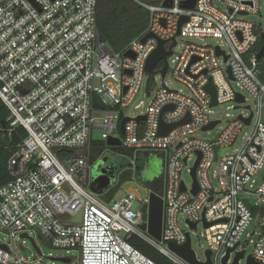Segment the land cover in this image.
<instances>
[{"label": "built area", "instance_id": "2783aa9c", "mask_svg": "<svg viewBox=\"0 0 264 264\" xmlns=\"http://www.w3.org/2000/svg\"><path fill=\"white\" fill-rule=\"evenodd\" d=\"M163 1L147 7L145 31L122 51L113 52L96 32V0H0V145L24 131L7 161L10 179L0 184V231L10 238L0 243L6 248L0 247V264L41 261L25 259L14 243L17 234L33 229L54 248L77 249V264H157L130 243L132 237L172 264H188L167 248L168 242L181 245L187 234L190 237L180 228L179 215L189 228L195 224L190 230L203 226L207 247L202 260L193 251L198 262L206 263L210 251V264H222L226 255L225 264H233L240 252L243 258L237 264H246L248 257L264 264V81L258 77L264 54L257 58L264 33L244 20L258 13L259 0H218L223 11L213 0H197L192 10L180 7L188 0H168L169 7L162 6ZM182 16L187 21L175 36ZM147 34L153 37L142 42ZM174 36L175 46L178 37L219 39L222 45L187 44L179 54L173 46L166 75L170 73L187 94L162 83L144 113L124 116L148 75L146 62L158 40L166 41L168 51ZM162 66L161 61L148 76L160 75ZM209 82L216 105L245 104L249 113L203 139L195 136L221 124L210 117L212 98L205 90ZM232 83L251 97L252 104H246V96L234 91ZM94 98L102 109L93 105ZM166 107L171 108L162 112ZM140 116L145 119L137 121ZM186 117L189 120L180 123ZM123 119L127 120L121 134ZM160 121L180 124L160 135ZM212 122H217L212 129L203 130ZM244 126H250L249 133L240 148L229 153ZM95 133L104 142L119 139L120 146L107 148L120 149L116 152L129 156L132 164L101 193L90 189L91 166L105 152L90 161ZM142 154L162 158L160 193L149 188L140 198L129 190L106 201L115 187L120 189L122 173L130 174L124 183L136 177V157ZM215 163L218 187L208 177ZM194 167L198 191L192 194ZM185 168L190 186L181 179ZM152 193L163 203L159 242L141 229V208L148 207ZM79 212L81 221L71 223ZM251 223L252 234L243 243Z\"/></svg>", "mask_w": 264, "mask_h": 264}, {"label": "rangeland", "instance_id": "374dc122", "mask_svg": "<svg viewBox=\"0 0 264 264\" xmlns=\"http://www.w3.org/2000/svg\"><path fill=\"white\" fill-rule=\"evenodd\" d=\"M214 6H216L220 10H224L225 7L219 4L218 0H213ZM245 21L251 22L254 25H257L259 29L264 33V0H259V11L255 15H248L244 18ZM187 44H196V45H208V46H217L222 45V42L219 39H212V38H204V39H194V38H177V46L174 47V53L179 54L182 52L183 48ZM176 55L169 58V63L172 65L171 61L175 58ZM162 83H165L168 88L176 89L184 94H187L186 88L177 82L172 75L169 73L163 79L160 75H154L150 77L148 75H144L142 80V85L140 88L139 93L137 94L136 98L134 99L133 103L126 108L124 111V116H137L146 111V108L154 95L157 88H159ZM231 87L234 91L242 93L247 98L246 104H252L251 97L243 90H241L236 83H232ZM137 107V108H136ZM245 104H236L234 102H229L221 105H216L210 109V117L212 119L221 120V124H219L214 130L210 132L198 133L195 137L197 138H210L213 137L216 133L221 131L228 122L235 120L239 114L247 115L249 112L244 109ZM262 121L264 123V111L262 113ZM250 126H244L241 129V132L238 134L234 144L230 147L229 153H233L235 150L239 149L243 138L249 133ZM94 139L99 142H104L100 139L98 133L94 134ZM105 144V142H104ZM102 159L105 160L106 166H111L112 171H108L110 175L117 177L119 172L126 171L127 169L132 167L131 158L126 155H121V153L116 152L115 150L112 152L111 149L105 148L104 155ZM101 159V160H102ZM96 163H93L90 170V177L92 178L93 175L96 173L95 166ZM192 161L189 162V165H192ZM218 165L212 164L208 177L211 184L214 187H218L217 181L214 177V174L217 170ZM135 169L137 176L134 177L130 182L124 183L121 185L119 191L117 192V196L121 192H126L129 190L134 191L140 198L145 197L148 194V189H152L148 183H153L154 181L159 182V178L162 174V158L158 155H146L142 154L141 156L136 157ZM181 179L187 186L191 185V177L187 170L181 174ZM90 188L92 191L94 190L93 186L91 185ZM254 203L255 199H251ZM178 223L182 230L190 232V241H191V248L197 254L198 259L202 260L204 258V250L207 247L206 241L203 237V226L198 225L195 229L190 230L187 226L184 216H178ZM253 231V223H251L246 231L243 234L242 242L248 241L247 234H252ZM28 235L33 238L36 242V245L39 248L40 254L37 253L34 247L31 244V241L26 238H21L20 234H17L15 239L16 248L20 251L22 256L25 259H29L31 261L35 259H41L38 264H63L58 261H53L51 258H71L72 264H77L79 261V252L77 249H62V248H54L49 243L44 241L38 235L36 230L28 231ZM251 239L255 240L256 236H253ZM9 243L10 238L6 233L0 231V243ZM35 264V263H32Z\"/></svg>", "mask_w": 264, "mask_h": 264}, {"label": "water", "instance_id": "95a60500", "mask_svg": "<svg viewBox=\"0 0 264 264\" xmlns=\"http://www.w3.org/2000/svg\"><path fill=\"white\" fill-rule=\"evenodd\" d=\"M197 0H188L186 2H182L180 4L181 8L187 9V10H192L195 6ZM162 6L164 7H169L170 6V2L168 0L163 1ZM187 21V17L186 16H182L179 20L178 23V30L175 36L179 35V31H180V27L183 23H185ZM175 36L173 38H171V46L169 47V50L166 51L164 49V44H165V40H158V47L154 50V52L149 56L147 62H146V66H145V72L150 75L153 74V68L162 61L163 66L162 69L159 71L162 79L165 77L166 75V71H167V56L171 55L172 51L171 48L173 46H175L176 42H175ZM149 37H153L151 34H147L143 39L142 42L145 41L147 38ZM261 39H262V46L257 54V58H261V56L264 54V34L261 35ZM217 54H222V52H220L217 49ZM125 55L128 56H132L130 53H126ZM229 72V71H228ZM231 77V76H230ZM205 90L210 94L212 100L210 103L211 107L216 106V100H215V88L212 85V82H209L206 86H205ZM236 100L238 102H243V97L237 95L236 96ZM93 105L98 106L99 108H103L102 105L99 103L97 98L93 99ZM171 107H166L163 109L162 112L166 111L167 109H169ZM145 119V116H140L138 117L136 120L137 121H142ZM127 119H123L121 121L120 124V132L121 134L124 131V124L125 121ZM189 120L188 117L184 118L180 123H185ZM250 121V118H248L245 122L246 124H248ZM178 124H174V125H164L161 121L159 124V129H158V134L162 135L165 134L166 132L170 131L171 129H173L176 125ZM217 122H212L210 123L208 126L204 127L203 130H207V129H212L215 124ZM214 141V140H213ZM105 145L107 147H117L120 146V141L117 138H110L105 142ZM214 151H217V147H214ZM216 159V158H215ZM105 164V160H99L95 166V170L97 171L99 169V167L101 165ZM196 165V163H195ZM194 170L195 167L192 168V172H191V176L193 178V189H192V194H195L198 191V187L196 185V181H195V177H194ZM110 172L112 171L111 166L105 168L104 170L102 169L100 172H96L93 177H92V181L90 186L92 185L94 190V193H101L105 188H107L111 182H110V177L109 175L106 174V172ZM91 189V188H90ZM182 189H184L182 187ZM92 190V189H91ZM244 203L246 204L248 209H251V205L248 203L247 200H244ZM148 209V213L146 214V210ZM162 211H163V203L162 200L159 196L155 195V194H151L150 195V202L148 207L143 206L141 208V213H142V220L145 222L142 226L141 229L147 231V233L154 238L156 241H161V227H162ZM81 215L82 212H79L76 216H74L71 219V223H79L81 221ZM206 226V224H205ZM195 224H191L190 228H194ZM21 238H26L29 239L31 241L32 246L34 247L35 251L37 253L40 254L39 248L36 245V242L33 238H31L28 234L23 233L20 235ZM186 241L181 244V245H176L173 242H168L167 243V248L168 250H170L172 253H174L177 257H179L181 260L185 261L188 264H210V251L206 252V256H207V262L206 263H201L198 262L195 258V254L191 248V241H190V237L189 234L186 235ZM2 249L6 248L4 246H0ZM229 252V251H228ZM243 258V252H240L236 255L233 264H237L238 260ZM228 259V255L225 256V258L222 261V264H225L226 261ZM51 260L53 261H58L61 262L63 264H70L71 260L70 258H65V257H59V258H51ZM246 264H258L255 261H253L251 259V257L247 258Z\"/></svg>", "mask_w": 264, "mask_h": 264}, {"label": "trees", "instance_id": "16d2710c", "mask_svg": "<svg viewBox=\"0 0 264 264\" xmlns=\"http://www.w3.org/2000/svg\"><path fill=\"white\" fill-rule=\"evenodd\" d=\"M159 2L160 0H96V32L101 41L113 52L122 51L131 40L147 28L149 19L147 7L157 5ZM258 77L264 81V66H262V73ZM18 135L24 136V131L19 130ZM18 135H13L7 143L0 145V184H4L10 179L7 161L16 149V144L20 141ZM105 148L104 142H93L89 149L90 161L93 162ZM116 151L121 150L116 149ZM126 153L130 154V152ZM129 178V173H122L119 185L128 181ZM148 185L154 192L160 193V178L159 182L154 181ZM118 189L119 186L115 187L104 199L109 201L116 195ZM130 243L157 264H172L158 250L140 239L132 237Z\"/></svg>", "mask_w": 264, "mask_h": 264}, {"label": "flooded vegetation", "instance_id": "af4514ba", "mask_svg": "<svg viewBox=\"0 0 264 264\" xmlns=\"http://www.w3.org/2000/svg\"><path fill=\"white\" fill-rule=\"evenodd\" d=\"M105 168H107V166H106V162H105L104 165H101V166L99 167V169H98L96 172L98 173V172H100L102 169L104 170ZM106 174L109 175V177L111 178V179H110V182L113 183V182L115 181V176H114V174H113V175H110L108 172H106Z\"/></svg>", "mask_w": 264, "mask_h": 264}]
</instances>
